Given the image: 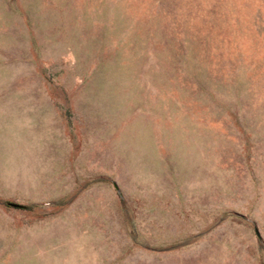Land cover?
Here are the masks:
<instances>
[{
  "label": "rangeland",
  "instance_id": "rangeland-1",
  "mask_svg": "<svg viewBox=\"0 0 264 264\" xmlns=\"http://www.w3.org/2000/svg\"><path fill=\"white\" fill-rule=\"evenodd\" d=\"M0 264H264V0H0Z\"/></svg>",
  "mask_w": 264,
  "mask_h": 264
},
{
  "label": "water",
  "instance_id": "water-1",
  "mask_svg": "<svg viewBox=\"0 0 264 264\" xmlns=\"http://www.w3.org/2000/svg\"><path fill=\"white\" fill-rule=\"evenodd\" d=\"M15 205V204H14Z\"/></svg>",
  "mask_w": 264,
  "mask_h": 264
}]
</instances>
